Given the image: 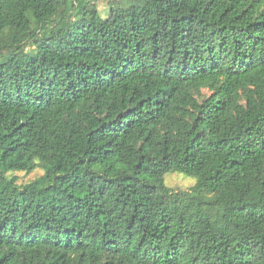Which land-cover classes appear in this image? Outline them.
Returning <instances> with one entry per match:
<instances>
[{
	"label": "trees",
	"instance_id": "16d2710c",
	"mask_svg": "<svg viewBox=\"0 0 264 264\" xmlns=\"http://www.w3.org/2000/svg\"><path fill=\"white\" fill-rule=\"evenodd\" d=\"M140 1L0 0V264H264V0Z\"/></svg>",
	"mask_w": 264,
	"mask_h": 264
},
{
	"label": "rangeland",
	"instance_id": "374dc122",
	"mask_svg": "<svg viewBox=\"0 0 264 264\" xmlns=\"http://www.w3.org/2000/svg\"><path fill=\"white\" fill-rule=\"evenodd\" d=\"M140 3L143 6L148 5V1L141 0ZM98 9L100 11V14L105 17L109 12V5L106 4L104 1L98 2ZM44 171L40 168L36 169L35 171L31 173H25V172H16L15 174L18 176V182L20 184H27L36 178L40 177ZM165 182L169 187L176 188V189H190L196 182V178L193 176L186 175L184 173L180 172H171L166 174L165 176Z\"/></svg>",
	"mask_w": 264,
	"mask_h": 264
}]
</instances>
